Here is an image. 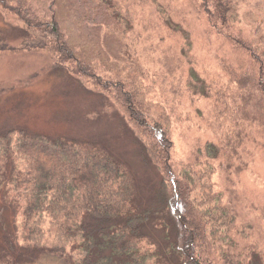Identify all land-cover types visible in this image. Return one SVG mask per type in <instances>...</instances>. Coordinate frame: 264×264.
Segmentation results:
<instances>
[{
    "label": "trees",
    "instance_id": "obj_1",
    "mask_svg": "<svg viewBox=\"0 0 264 264\" xmlns=\"http://www.w3.org/2000/svg\"><path fill=\"white\" fill-rule=\"evenodd\" d=\"M246 1L203 4L213 25L229 30L227 38L241 47L242 63L236 67L250 70L242 121L251 128L260 121L264 136V22L255 21L252 40L233 30L242 22ZM123 9L121 0H0L3 22L12 27L8 34L0 29V50L19 40L25 50H46L53 70L73 67L77 76L89 78L100 94L124 108L122 116L110 106L111 113L126 116L142 160L160 176L156 195L143 203L131 165L99 141L24 128L1 133L0 174L14 176L12 189L21 202L9 206L13 221L21 218L24 242L7 237L0 243V264H17L18 246L50 255L75 251L70 264H264V238L244 237L230 204L212 195L210 206L199 204L197 193L208 179L204 169H173L170 125L145 107V73L123 44ZM135 46L130 50L142 56L141 46ZM234 131L222 144L209 141L203 150L211 162L227 159L220 165L227 173L233 168V183L246 165L242 143L236 145L244 131L236 136ZM258 145L264 149V142Z\"/></svg>",
    "mask_w": 264,
    "mask_h": 264
},
{
    "label": "rangeland",
    "instance_id": "obj_2",
    "mask_svg": "<svg viewBox=\"0 0 264 264\" xmlns=\"http://www.w3.org/2000/svg\"><path fill=\"white\" fill-rule=\"evenodd\" d=\"M204 2L121 0L127 30L123 44L128 48V57L135 55L141 63L139 70L145 73V107L151 110L152 117L163 116L170 125L173 169L183 171L191 166L195 171L204 169L208 179L197 193L199 204L210 206L213 201L210 195L221 199L237 215V227L244 230V237L264 238V149L258 145L264 142V136L260 121L253 128L242 121L250 70L236 67L242 63L241 47L227 38L229 30L220 32L213 25ZM240 14L242 22L233 30L241 29L245 38L254 39L255 21L264 22V0L244 2ZM11 28L0 14V29L8 34ZM138 44L142 56L140 50L134 52L129 48ZM7 46L6 50H0V134L24 128L53 137L99 141L131 165L143 203L151 202L157 193L159 172L142 160L140 148L127 129L126 116L122 117L124 108L113 98L100 94L89 78L73 73L72 66L71 70H53V60L46 50H25L14 39ZM110 106L119 109L122 116L111 113ZM232 129L235 136L244 131L243 141H237L236 145L242 143L239 150L246 163L234 183L233 168L228 174L220 165L227 163L225 157L211 162L203 155L209 141L222 144L225 138L232 137ZM13 179L7 171L0 174L2 244L7 237L12 242L19 239L24 242L21 218L15 223L9 206L21 202L12 189ZM16 231L19 237L15 239ZM17 249L20 251L16 254L17 264H70V254L75 253L69 250L50 255L19 246Z\"/></svg>",
    "mask_w": 264,
    "mask_h": 264
}]
</instances>
